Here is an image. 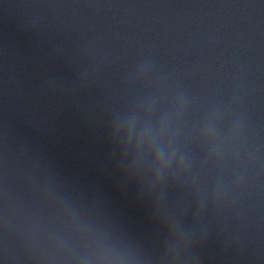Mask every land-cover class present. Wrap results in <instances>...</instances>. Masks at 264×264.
Listing matches in <instances>:
<instances>
[{
    "label": "water",
    "instance_id": "1",
    "mask_svg": "<svg viewBox=\"0 0 264 264\" xmlns=\"http://www.w3.org/2000/svg\"><path fill=\"white\" fill-rule=\"evenodd\" d=\"M0 90L264 264V0H0Z\"/></svg>",
    "mask_w": 264,
    "mask_h": 264
}]
</instances>
